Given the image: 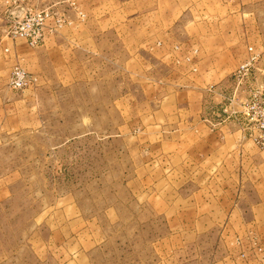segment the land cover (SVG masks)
<instances>
[{"label": "rangeland", "instance_id": "1", "mask_svg": "<svg viewBox=\"0 0 264 264\" xmlns=\"http://www.w3.org/2000/svg\"><path fill=\"white\" fill-rule=\"evenodd\" d=\"M164 1L0 0V264H264V0ZM182 123L257 151L230 192L258 196L230 227L185 204L195 165L180 162L212 150Z\"/></svg>", "mask_w": 264, "mask_h": 264}, {"label": "crops", "instance_id": "2", "mask_svg": "<svg viewBox=\"0 0 264 264\" xmlns=\"http://www.w3.org/2000/svg\"><path fill=\"white\" fill-rule=\"evenodd\" d=\"M121 4H149V5H159L164 3V0H118ZM172 4H187V0H170ZM182 13L177 12L174 13V16H168L166 20H182ZM229 68L228 64H220L209 62L205 63L204 66H200V68L204 69H215V68ZM207 81L204 80L195 83V93H197V102L198 106L195 107L194 113L196 117H201L203 112V108L205 106L206 97L208 98L207 92H205V88L207 86ZM199 85V86H198ZM173 95H169L172 97ZM183 101V100H181ZM185 101V100H184ZM182 104H179V110L187 109L188 105L184 106V108H180ZM178 107V106H176ZM171 116V115H170ZM181 123V122H180ZM172 129H177L180 131H194V133H198L200 136V140L196 143L201 144L202 148L205 150L211 149L212 151L206 153L200 160L196 159L194 163L187 162V159H183V162H180V165H190L194 164V174H189L186 180H193L197 182L196 188L194 190V194L190 197L194 199L193 202H185V204L194 207H202V212H209L211 214H225V219H217V224H227L230 227V212H234L237 208L244 206V203L247 201L244 200V197L247 196H258V193L255 190H250V193L246 192V195H240L235 191L234 193L230 192V180L231 181H246L248 179V175L246 174V170H251V165H256L252 169V173H256V167L259 165V160L256 157L250 156L248 151L256 152L255 147L249 142L245 141H237V140H225L220 141L216 139L215 141L206 142L207 139H204V136H215V131L209 129L204 125H195L191 126L187 123L178 124L175 126H170ZM217 134V132H216ZM199 146V144H198ZM224 150V154L220 156H214L216 153H219L218 150ZM237 150V151H231ZM247 150V151H246ZM231 151V153H230ZM238 152V153H236ZM241 154H240V153ZM237 154V156L230 157V154ZM188 161H191L188 159ZM182 163V164H181ZM230 165H233V169L230 170ZM236 165L238 167H236ZM240 165V166H239ZM179 175H172V177L177 178L178 180L185 179L183 172L178 173ZM241 175V176H239ZM254 180H257L254 178ZM183 185V184H182ZM184 189V186H179V190ZM181 195V194H180ZM239 195V196H238ZM186 197V196H185ZM227 226V227H228ZM196 257V256H195ZM199 258L196 259L198 263L196 264H237L239 262L238 258H235L231 255H223V254H212L207 255L205 259L204 256L200 255ZM170 256L168 259H164L163 264H170ZM203 261V262H202ZM232 261V262H231ZM241 261V260H240ZM183 262V261H182Z\"/></svg>", "mask_w": 264, "mask_h": 264}, {"label": "built area", "instance_id": "3", "mask_svg": "<svg viewBox=\"0 0 264 264\" xmlns=\"http://www.w3.org/2000/svg\"><path fill=\"white\" fill-rule=\"evenodd\" d=\"M32 81L29 74L21 67L16 66L11 73L10 84L16 89H23L28 86ZM264 120V117H262ZM259 138L257 139L258 145L264 147V125L261 126Z\"/></svg>", "mask_w": 264, "mask_h": 264}]
</instances>
